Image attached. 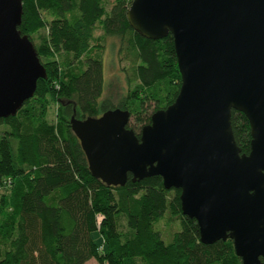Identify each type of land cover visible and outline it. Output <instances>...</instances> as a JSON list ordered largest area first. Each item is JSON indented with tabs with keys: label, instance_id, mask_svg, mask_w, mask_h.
Here are the masks:
<instances>
[{
	"label": "trees",
	"instance_id": "16d2710c",
	"mask_svg": "<svg viewBox=\"0 0 264 264\" xmlns=\"http://www.w3.org/2000/svg\"><path fill=\"white\" fill-rule=\"evenodd\" d=\"M132 1L22 0L18 30L33 43L47 78L16 116L0 119V184H10L0 195V264H243L233 240L201 242L196 221L181 212L180 190H165L160 177L132 182L128 175L123 187L94 179L71 131L72 116L120 109L142 122L139 132L127 126L139 136L178 95L173 39L139 36L126 19ZM106 39L112 49L118 43L133 86L116 101L103 94V60L95 54ZM50 102L57 105L53 123L46 118ZM232 126L249 154L247 117L234 110Z\"/></svg>",
	"mask_w": 264,
	"mask_h": 264
},
{
	"label": "water",
	"instance_id": "95a60500",
	"mask_svg": "<svg viewBox=\"0 0 264 264\" xmlns=\"http://www.w3.org/2000/svg\"><path fill=\"white\" fill-rule=\"evenodd\" d=\"M21 18L22 0H0V119L16 116L47 78ZM126 19L147 40L171 35L181 85L139 136L128 111L71 117L91 176L108 187L160 177L180 190L203 244L231 239L243 264H264V0H133ZM234 110L249 121V154Z\"/></svg>",
	"mask_w": 264,
	"mask_h": 264
},
{
	"label": "rangeland",
	"instance_id": "374dc122",
	"mask_svg": "<svg viewBox=\"0 0 264 264\" xmlns=\"http://www.w3.org/2000/svg\"><path fill=\"white\" fill-rule=\"evenodd\" d=\"M101 36V32L99 30H96L94 33L95 38H99ZM112 41L110 39H106L104 41V44L102 43V49L101 51H96L95 54H100L102 60H103V88H104V95L105 90L107 91L106 96H109L112 94L111 98L113 97L114 101H116L117 96H121L128 92L130 89H132L133 86H128L126 77L123 73V69L125 67H128V63L123 61H120L119 55L117 54V45L112 49L111 43ZM98 44V43H95ZM99 46V45H98ZM103 95V97H105ZM114 106H117V103L114 104ZM152 105L147 104V106L144 109V112L146 115H150L152 111ZM57 111V105L53 102H50L49 108L47 110L46 118L49 122H55L56 121V113ZM144 116H142L143 118ZM129 124L131 127L135 129L136 132H139V129L142 125V122L138 119H134L133 117L130 118ZM9 182V180H7ZM4 182V184H0V195L8 192V182ZM11 183V181H10ZM120 229L125 230L124 221H121L120 223ZM94 240L99 242V239L96 235H94ZM88 264H96L94 261H90Z\"/></svg>",
	"mask_w": 264,
	"mask_h": 264
},
{
	"label": "built area",
	"instance_id": "2783aa9c",
	"mask_svg": "<svg viewBox=\"0 0 264 264\" xmlns=\"http://www.w3.org/2000/svg\"><path fill=\"white\" fill-rule=\"evenodd\" d=\"M9 183V182H8Z\"/></svg>",
	"mask_w": 264,
	"mask_h": 264
},
{
	"label": "crops",
	"instance_id": "0c3cea01",
	"mask_svg": "<svg viewBox=\"0 0 264 264\" xmlns=\"http://www.w3.org/2000/svg\"><path fill=\"white\" fill-rule=\"evenodd\" d=\"M95 263V262H94Z\"/></svg>",
	"mask_w": 264,
	"mask_h": 264
}]
</instances>
